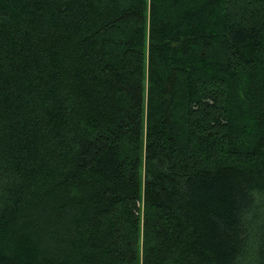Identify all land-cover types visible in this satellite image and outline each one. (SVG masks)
<instances>
[{"label": "trees", "instance_id": "16d2710c", "mask_svg": "<svg viewBox=\"0 0 264 264\" xmlns=\"http://www.w3.org/2000/svg\"><path fill=\"white\" fill-rule=\"evenodd\" d=\"M0 264H264V0H0Z\"/></svg>", "mask_w": 264, "mask_h": 264}]
</instances>
